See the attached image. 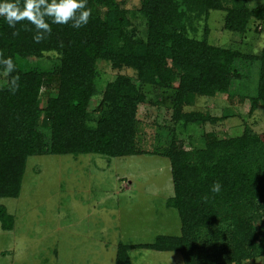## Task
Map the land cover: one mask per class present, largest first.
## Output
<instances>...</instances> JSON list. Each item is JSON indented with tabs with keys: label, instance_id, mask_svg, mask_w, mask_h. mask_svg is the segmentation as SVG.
Listing matches in <instances>:
<instances>
[{
	"label": "trees",
	"instance_id": "trees-1",
	"mask_svg": "<svg viewBox=\"0 0 264 264\" xmlns=\"http://www.w3.org/2000/svg\"><path fill=\"white\" fill-rule=\"evenodd\" d=\"M94 6L105 10L98 13ZM87 7L89 21L78 29L71 21L53 24L45 17L52 32L40 43L33 41L36 29L30 22L20 21L13 29L0 16V50L16 65V71L7 76L0 65L5 79L0 85V197L18 196L26 159L32 155L156 154L169 162L172 195L164 205L176 210L179 232L157 234L146 243L119 242L113 264H131L128 252L132 248L176 251L182 264H199L194 250L200 230L210 229L223 211L238 214L228 220L224 252H215L214 264H242L263 254L264 232L252 222L264 215V131L243 125L233 136L204 133L203 145L189 149L177 146L172 132L165 141L159 136L144 148L136 113L145 96L129 77L120 74L106 82L99 91V104L92 109L90 100L98 92L96 62L101 60L114 69L132 70L141 84L163 88L176 81L173 123L202 128L227 115L185 111L182 106L190 105L195 95L235 96L232 81L246 80L234 62L247 58L256 63L254 92L237 96L248 100L251 114L264 100V37L258 51L242 53L231 46L210 44L205 21L210 10H221L223 29L245 33L254 22L264 24V0L252 6L247 0H140V32L115 0H87ZM200 21L202 29L197 28ZM17 29L19 35L13 36ZM44 52L56 56V62L48 69L32 65ZM17 74L19 89L13 94L9 81ZM44 80H55V91L42 101L39 91ZM91 112L96 114L94 119ZM217 181L220 191L213 192ZM12 225V215L0 205V228L10 230ZM224 234L218 230L212 237L216 241Z\"/></svg>",
	"mask_w": 264,
	"mask_h": 264
},
{
	"label": "rangeland",
	"instance_id": "rangeland-1",
	"mask_svg": "<svg viewBox=\"0 0 264 264\" xmlns=\"http://www.w3.org/2000/svg\"><path fill=\"white\" fill-rule=\"evenodd\" d=\"M127 10L137 32V8L140 0H115ZM258 0H247L252 6ZM101 13L104 7L94 6ZM223 11L210 10L205 21L210 44L234 47L242 53L259 50L264 37V24L249 26L245 33H232L222 28ZM250 23V22H249ZM251 24V23H250ZM203 21L197 28L202 29ZM200 35V34H199ZM32 65L48 69L56 56L44 52ZM238 73L245 82L232 81V98L225 95L193 97L183 110L207 112L210 115H227L215 124L202 128H182L171 118V99L177 82L165 87L141 84L132 70L114 69L108 62H96L97 93L91 97L90 108L99 104L102 86L117 75L131 79L144 94L143 103L137 107L139 135L144 148L150 147L154 138L165 141L173 132L176 144L184 149L201 147L204 133L214 137L233 136L243 125L252 131H264V100L248 114L249 102L238 96L253 94L256 63L251 59L235 60ZM31 65V66H32ZM0 73V85L4 83ZM55 80H44L39 95L42 101L54 93ZM238 95V96H237ZM104 107V106H103ZM96 114L91 112L93 119ZM172 127V128H170ZM164 144V143H162ZM172 195L168 159L156 154H134L106 157L98 154H44L26 159L20 191L17 197H0V205L12 215L10 230L0 228V264H113L117 243L151 242L157 234H178L179 219L176 210L164 205ZM242 215L246 211L241 212ZM231 214V213H230ZM220 214V220L198 235L194 253L199 264H214L215 252H224L228 239L230 215ZM245 218V217H244ZM264 232V215L254 222ZM224 231V235L213 234ZM131 264H182L176 251H155L147 248L129 250ZM242 264H264V253Z\"/></svg>",
	"mask_w": 264,
	"mask_h": 264
},
{
	"label": "clouds",
	"instance_id": "clouds-1",
	"mask_svg": "<svg viewBox=\"0 0 264 264\" xmlns=\"http://www.w3.org/2000/svg\"><path fill=\"white\" fill-rule=\"evenodd\" d=\"M0 16H3L8 26L15 29L20 21L27 20L35 26L36 34L33 41L40 43L51 35V25L46 22L45 17L51 18L53 24H68L72 22L73 28H80L86 25L91 16V9L87 7V0H20L0 3ZM25 30H30L25 28ZM13 36L19 35V30L12 33ZM0 65L3 66L5 75H10L16 71V65L12 57L5 58L3 51L0 50ZM20 76H11L9 90L14 94L19 89ZM220 183L217 181L212 185L213 192L220 191Z\"/></svg>",
	"mask_w": 264,
	"mask_h": 264
},
{
	"label": "crops",
	"instance_id": "crops-1",
	"mask_svg": "<svg viewBox=\"0 0 264 264\" xmlns=\"http://www.w3.org/2000/svg\"><path fill=\"white\" fill-rule=\"evenodd\" d=\"M133 249V248H132ZM130 258V257H129Z\"/></svg>",
	"mask_w": 264,
	"mask_h": 264
}]
</instances>
